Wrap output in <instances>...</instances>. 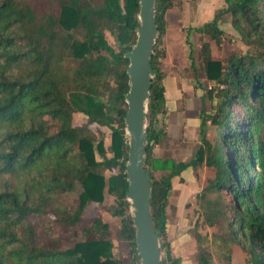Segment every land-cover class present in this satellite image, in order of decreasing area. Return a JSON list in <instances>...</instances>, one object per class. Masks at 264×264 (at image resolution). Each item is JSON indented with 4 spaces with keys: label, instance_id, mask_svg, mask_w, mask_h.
<instances>
[{
    "label": "trees",
    "instance_id": "1",
    "mask_svg": "<svg viewBox=\"0 0 264 264\" xmlns=\"http://www.w3.org/2000/svg\"><path fill=\"white\" fill-rule=\"evenodd\" d=\"M224 2L196 30L220 44L218 20L228 13L252 51L216 59L201 41L205 77L218 85L207 92L217 103L202 115L201 144L189 161L154 155L166 134L160 122L168 73L165 14L173 0L155 3L145 165L162 264H179L166 226L171 179L202 165L214 176L194 196L201 210L191 228L196 263L215 264L200 231L206 225L217 230L213 242L222 264H232L234 244L245 264H264V0ZM138 12L139 0H0V264H123L112 253L108 223L84 215L93 202L103 203L105 189L114 205L103 208L120 218L116 235L130 248L129 264H140L125 195L124 124V55L135 43ZM74 113L86 121L75 124ZM207 120L217 131L213 142L206 138Z\"/></svg>",
    "mask_w": 264,
    "mask_h": 264
},
{
    "label": "crops",
    "instance_id": "2",
    "mask_svg": "<svg viewBox=\"0 0 264 264\" xmlns=\"http://www.w3.org/2000/svg\"><path fill=\"white\" fill-rule=\"evenodd\" d=\"M211 7H207L199 0H173V5L165 14L163 62L168 68V73L163 78L166 112L160 117V122L166 134L154 148L156 157L189 161L201 144V118L207 112L205 110L207 101L201 89L203 85L196 83L186 72L189 71V61L193 52L198 50L195 41H198L199 35L196 33V36H190L192 33L185 30L198 27L212 18L214 12ZM204 168L200 166L196 172L199 174L206 171ZM196 172L192 167H188L171 179L172 189L169 195L170 206L167 208L166 226L167 235L171 237L169 241L172 243L176 241L178 243L177 236L189 229L188 213L194 206L192 197L199 189ZM188 203L191 205L186 207ZM168 213H174L173 219L176 221V227H171L173 232L171 236L169 231L171 220L169 221Z\"/></svg>",
    "mask_w": 264,
    "mask_h": 264
},
{
    "label": "water",
    "instance_id": "3",
    "mask_svg": "<svg viewBox=\"0 0 264 264\" xmlns=\"http://www.w3.org/2000/svg\"><path fill=\"white\" fill-rule=\"evenodd\" d=\"M155 3L156 0H139L135 43L124 55L128 61L126 72L129 79L124 115L128 140L125 195L130 204L135 251L140 264H162L159 234L151 213L150 176L145 165L148 98L155 76L151 57L158 37Z\"/></svg>",
    "mask_w": 264,
    "mask_h": 264
},
{
    "label": "rangeland",
    "instance_id": "4",
    "mask_svg": "<svg viewBox=\"0 0 264 264\" xmlns=\"http://www.w3.org/2000/svg\"><path fill=\"white\" fill-rule=\"evenodd\" d=\"M198 1V0H197ZM204 5H207V7H211L212 11L215 14L219 9L225 7L224 0H199ZM214 15H212L213 18ZM212 18H210L207 21H210ZM205 23V22H204ZM204 23L200 24L198 27L202 26ZM218 26L220 29H222L223 34L220 35L221 42L220 44H216L215 41L211 38H209L208 35L201 34L198 32L195 28H188V31L185 30L187 33H192L190 36H196V33H198V41H195L196 44H198L197 51L193 52L192 57L190 58V67L189 71H186L196 83H199L202 86L203 95L205 96L206 103H205V115H210L214 112V105L217 103V98L214 97V94H212V97H209L208 90L214 91V89L217 88V84L214 82H211L206 79L203 67L201 65L198 52L200 48L201 41H207L211 45V53L212 56L216 59H226L230 55L235 54H245L252 51L251 47L248 45H245L242 40L240 39V35L238 31L233 27L231 23V15L228 13H223L220 15L218 20ZM184 32V33H185ZM107 34V40L109 44L116 48L115 42L112 38V36L109 33ZM165 34H166V27H165ZM222 88V86H220ZM210 100V101H209ZM238 113V111H237ZM73 121L75 124H81L86 121V116L81 113H74L73 114ZM91 129H96V124L90 125ZM215 126L211 125L209 121L207 120L205 123V134L206 138H208L210 141H215L217 133H216ZM110 129H106L105 139H104V146L106 148L110 145ZM155 154V151H154ZM107 155L111 156V153L107 151ZM206 168V171L200 172L199 174L196 172L195 175L198 177V192L201 191L203 187H205L208 184V181L213 178L214 176V169L209 168L206 165H202ZM204 168V169H205ZM106 175H109V172H106ZM106 188V187H105ZM104 200L102 204H98L96 202H93L85 211L84 215L86 217H93V216H100L103 221L107 222L109 225V231H110V240L112 241V253L122 260L123 264H129L131 261V254H130V248L127 245V243L117 237V230L120 227V218L118 216H114L107 212L103 205L112 207L114 205V199L112 196L108 195L106 192V189L104 190ZM193 201V208L189 209L188 218H189V229L186 230V232H182L179 234L180 236H177L178 243L171 242L170 241V247L172 250V255L179 259V264H197L195 260V241L192 237L191 228L193 227L195 221H201V210H198V206L195 204L194 196L192 197ZM191 204L188 203L186 207H189ZM190 214V215H189ZM169 221V231L170 236L173 234L171 227H176L174 217V213H168ZM172 218V219H171ZM200 231L207 236V247L209 248L210 252L213 255L214 263L215 264H222L219 260V254L217 253V248L215 243L213 242V233H215L217 230L214 227H209L206 225L200 226ZM175 232V231H174ZM190 232V233H189ZM188 233V235L186 234ZM168 236V235H167ZM168 240H171V237ZM232 248V254H231V263L232 264H245V258L246 255L242 251V249L238 245H231ZM162 258H163V252Z\"/></svg>",
    "mask_w": 264,
    "mask_h": 264
},
{
    "label": "built area",
    "instance_id": "5",
    "mask_svg": "<svg viewBox=\"0 0 264 264\" xmlns=\"http://www.w3.org/2000/svg\"><path fill=\"white\" fill-rule=\"evenodd\" d=\"M222 87H223V85H222Z\"/></svg>",
    "mask_w": 264,
    "mask_h": 264
}]
</instances>
